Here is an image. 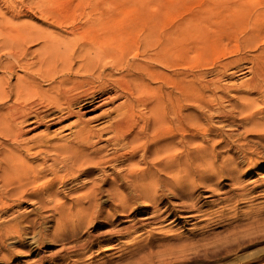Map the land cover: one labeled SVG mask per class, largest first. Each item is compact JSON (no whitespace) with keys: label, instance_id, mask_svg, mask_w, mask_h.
<instances>
[{"label":"rangeland","instance_id":"rangeland-1","mask_svg":"<svg viewBox=\"0 0 264 264\" xmlns=\"http://www.w3.org/2000/svg\"><path fill=\"white\" fill-rule=\"evenodd\" d=\"M105 2L103 6L96 5L98 11L103 8L102 14L90 13L89 16L85 14L86 18L83 14L88 10L86 6L88 4L78 0H60L57 8L49 6L48 9H58L60 22L62 21V24L66 22L62 25L64 31L57 30L62 35L72 36L68 35L69 26H66L69 22L99 21L100 23L104 18L102 22L106 20L104 23L107 24V31L101 33L99 27L94 29L91 27L85 29L86 33L80 28L74 36L82 33L87 36L92 34L101 36L107 33L109 38H121L120 44H125L123 46H134L127 44L130 40L135 43V39L132 38L139 33L140 35L150 32L162 34L180 23L178 20L183 21V18L186 20L188 29L184 34L182 47L180 44L174 45L175 51L171 52V66L168 71L175 73V76L177 74L175 84L173 83L174 90L180 86L178 82L181 81V77L186 76L189 82L183 91L186 93L187 102L181 103V106L176 108L177 114L182 109L181 112L187 115L190 128L185 133V138L188 143L190 142L187 143L190 148L189 158L185 161L178 160L181 162L180 168L184 166L187 174H184L182 169L180 174L176 173L179 174L177 177L174 173L172 179L179 181L173 191L165 190L162 175L157 177L159 182L154 187L163 191L160 195L158 192L156 197L139 194L138 191L131 193L130 189H125L122 193L124 197L123 195L119 197L121 200L125 198L122 202L124 204L119 202L120 199L118 200L116 194L112 192L120 188L119 182L112 185L113 188L116 187L115 189L110 187L109 191L102 190L97 196L94 195L95 199H93L92 196L84 198L82 195H85L86 189L90 187V181H88L90 184L86 182V186H80L82 181H86L83 177L77 181H68L56 190L57 197H61L59 200L66 209L63 210V215L53 212L50 214L51 210H45L41 212L42 217H40L39 209L23 205L20 211H26L27 220H41L40 224L34 227L38 236L34 231L24 234L23 247L18 245L16 237L11 240L5 239L8 250H6V258L10 261L5 259L0 251V264L26 261L29 263L46 254V259H49V254L56 253L63 246L69 247V244L72 246L75 242L82 243L90 237L96 239L87 250L82 251L84 253L68 254L70 255L68 259L54 264L68 262L79 264L75 259L80 256L82 258L79 262L83 264H264V68L252 67L259 60L264 59V0H108ZM0 9V15L7 20L6 24L9 25L10 30H15L27 22L30 25L42 26V23H39L37 8L31 6L29 0H0ZM95 15L100 17L97 18ZM154 22L155 24H152ZM16 23L21 24L17 26ZM10 34H13L12 31ZM36 47L32 46L30 49ZM4 51L7 52V48L1 49L0 54ZM120 101L122 100L118 99L111 105L104 104L94 111L85 113L82 119L89 121L90 126L98 129L108 119L102 117L96 121L95 117L108 112ZM241 102L244 106H241ZM246 105L250 106L248 108L250 113ZM72 120L75 121L76 118L50 127L47 133L55 135V138L67 139L74 128L67 129L66 125L73 122ZM194 122L197 125L200 123L198 130ZM44 131L42 127L36 132ZM183 136L182 133L174 131V136L171 138L172 143L175 142L177 156L180 150H183L181 146ZM237 142H240L239 145ZM99 174H95L96 183L101 182ZM70 188L73 189L72 195L71 193L63 195ZM113 195L115 198L112 197ZM230 196L231 199L227 198ZM91 207L97 212L95 210L93 212ZM109 230L115 232L111 233ZM34 240L36 241L28 244ZM106 240L108 243L105 242ZM30 247L31 251L28 252Z\"/></svg>","mask_w":264,"mask_h":264},{"label":"bare ground","instance_id":"bare-ground-1","mask_svg":"<svg viewBox=\"0 0 264 264\" xmlns=\"http://www.w3.org/2000/svg\"><path fill=\"white\" fill-rule=\"evenodd\" d=\"M78 1L88 4L86 5L88 10L83 14L85 17V14L90 13L93 15L102 14L103 8L98 11L96 5L99 4L100 6L102 4L103 6L106 4L105 1L108 0ZM59 2L60 0H29V4L37 8L40 17L38 18L39 23H42V26L30 25L27 22L25 24L20 23L21 25L18 24L20 26L15 30H10L9 25L6 24L8 23L7 20H4L3 15H0V37L2 36L0 50L7 48V52L5 50L0 54V251H2L5 259H8L6 258L5 239L11 240L16 237L18 245L23 247L24 234L34 231L37 235V230L34 227L40 224L41 220L33 219L31 221L30 218L33 216L29 218L30 221L27 220L26 211H20L24 207L23 205L39 209V216L45 210H51L50 214L53 212V214L62 213L63 215V210L66 209L59 200L61 197H57L58 192L56 190L64 183L77 181L81 177L85 178L86 181H82L80 186H86L85 184L88 181L91 183L90 187L88 186L89 188L86 189L85 195L82 194L84 198L85 196H92L95 199L94 197L102 190L109 191L110 187L118 182L119 189L112 187L115 189L112 192L116 194L118 200L125 189H130L129 192L131 193L138 191L139 194L156 197L158 192L160 195L163 191L154 187L159 182V176L162 175L166 191L175 190L179 181L175 177L181 173V169L183 171L186 169L184 166L180 168L181 162L178 160L185 161L189 158L188 149L190 148L185 138V133L190 129L188 117L181 112L182 109L178 114L176 113V108L181 106V103L186 104L185 102H187L186 93L183 91L189 82L186 76L181 77V81H177L180 86L174 90L173 83L177 74L175 76V73L168 71L169 66H171V52L175 51L174 45L180 44L182 47L183 37H185L184 34L188 29L186 20L184 18L183 21L178 20L180 23L173 28L171 27L170 31L165 29L166 31L162 34L152 32L145 34L142 31L144 35L139 33V35L132 38L135 39V43L130 40V43L127 44L134 46H123L125 44H120L121 38H109L107 33L99 36L90 32L92 35L87 36L82 33L79 36H74L77 35L80 28H83L86 33L87 30L85 29H91V27L92 29L99 27L100 32H105L107 24L104 23L106 20L102 22L104 18L100 23L99 21L78 22L69 18L72 22H69V25L66 26H69L67 27L69 28L68 35L73 37L62 35L57 30H63L62 25L66 22L63 21V24L62 21L60 22L58 9H48L49 6L57 8ZM96 15L95 17H97ZM101 16L104 17V15ZM151 20L150 22H152ZM152 24H155V22ZM120 28L122 27L120 26ZM11 31L13 34H10ZM132 32L134 33V31ZM32 46L37 47L30 49ZM252 67L255 69L264 68V59L259 60ZM256 83L258 82L256 81ZM118 99L122 100L119 104L114 105L108 112L101 114L99 117H95L96 121L102 117L108 119L103 126L101 125L102 127L96 129L97 127L90 126L89 121L82 119L85 113L94 111L104 104L111 105ZM249 107H247V110ZM74 117L76 120H72L73 122L66 125L67 129L74 128L67 139H60L61 137H58V139L54 137L55 135L52 136L47 133L50 127ZM199 124H196L198 126L197 130ZM42 127L45 129L44 132H36ZM174 131L184 135L181 138L183 150H180L178 156L175 152V142L172 143L171 140ZM101 143L103 144L99 145ZM96 173H100V183H96L94 178ZM174 173H179L174 177L176 180L172 179ZM72 191L73 189L70 188L63 195L70 193L72 195ZM115 196L112 197L115 198ZM81 198L83 199V197ZM227 198L231 199V196ZM124 199H120L119 202L122 203ZM190 207L192 206L190 205ZM93 208L91 207V209ZM94 210L92 211L97 212V210ZM123 210L125 209L123 208ZM28 211L30 210L28 209ZM112 231L110 232L112 233ZM127 232L125 233L127 234ZM44 238L41 239L44 240ZM95 239L90 237L85 242H75L72 246L69 244V247L60 245L62 248L58 249L56 253L53 252L52 255L49 254V259H46V254V256L40 255L29 263L26 261L27 263L15 264H43L44 262L54 264V262L68 259L70 256L68 254L76 253L78 255L80 252L87 250ZM30 240L32 239L30 238ZM105 242L108 243V240ZM106 248L109 249V247ZM185 248L187 249V247ZM30 251L31 247L28 249V252ZM80 258L82 257L80 256ZM80 258L75 259L79 264L81 263L79 262L81 261Z\"/></svg>","mask_w":264,"mask_h":264}]
</instances>
